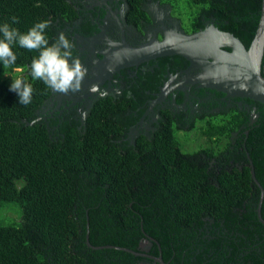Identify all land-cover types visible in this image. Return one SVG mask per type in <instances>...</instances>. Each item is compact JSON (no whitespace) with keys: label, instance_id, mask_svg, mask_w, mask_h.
I'll return each instance as SVG.
<instances>
[{"label":"trees","instance_id":"1","mask_svg":"<svg viewBox=\"0 0 264 264\" xmlns=\"http://www.w3.org/2000/svg\"><path fill=\"white\" fill-rule=\"evenodd\" d=\"M127 1L130 19H137L143 0ZM165 1L189 30L215 21L246 47L261 17L262 0ZM83 8L81 0H0V22L16 16L13 26L26 32L48 19L51 42ZM91 27L86 23L84 31ZM13 51L24 69L19 75H28L37 52ZM3 71L0 264H139L148 257L113 247L143 252V240L151 244L149 255L166 264H264L261 191L251 175L252 163L264 188L263 104L249 100L258 104L253 122L249 111L234 108L202 122L199 132L176 128L168 113L154 138L131 144L134 121L124 104L99 100L84 126L48 122L38 111L51 90L29 77L32 101L18 104ZM178 134L200 139V148L187 152Z\"/></svg>","mask_w":264,"mask_h":264},{"label":"flooded vegetation","instance_id":"2","mask_svg":"<svg viewBox=\"0 0 264 264\" xmlns=\"http://www.w3.org/2000/svg\"><path fill=\"white\" fill-rule=\"evenodd\" d=\"M81 2L85 8L79 12L80 16L71 26L58 30V34L63 32L74 42V52L87 69V75L79 92L63 94L51 91L38 111L39 119L48 122L58 119L59 123L74 120L84 126L96 103L108 98L126 107L125 115L134 121L127 139L135 144L139 136L154 138L168 113L175 127L181 130L198 129L202 122L234 108L249 111L252 122L259 116L258 104L227 97L194 83L193 80L203 73L202 69H190V62L177 56H165L120 69L102 83L96 73L98 62L105 53L114 49V44L140 47L153 40L162 41L166 29L191 34L210 25L215 26V21L204 20L203 28L191 31L189 22L176 15L173 4L165 0H143L140 12L136 13V21L130 19L127 0ZM88 22L92 24L91 31L85 32ZM93 85L96 91H90ZM145 241L148 242L147 247L143 246ZM150 247L148 240L142 241L143 253L149 255ZM139 264L157 263L145 258Z\"/></svg>","mask_w":264,"mask_h":264},{"label":"water","instance_id":"3","mask_svg":"<svg viewBox=\"0 0 264 264\" xmlns=\"http://www.w3.org/2000/svg\"><path fill=\"white\" fill-rule=\"evenodd\" d=\"M164 35L162 41L153 40L140 47L126 43L114 44V49L105 53L104 58L98 62L96 73L102 83L120 69L165 56H180L190 62V69H202L203 73L193 80L202 88L264 105V0L257 30L248 47L238 37L213 25L191 34L166 29ZM251 175L261 191L257 213L264 225V188L256 179L252 163ZM87 244L91 246L89 241ZM113 248L166 264L161 256L155 257L128 248Z\"/></svg>","mask_w":264,"mask_h":264},{"label":"clouds","instance_id":"4","mask_svg":"<svg viewBox=\"0 0 264 264\" xmlns=\"http://www.w3.org/2000/svg\"><path fill=\"white\" fill-rule=\"evenodd\" d=\"M9 19L11 23L0 22V67L4 69L2 74L5 77H11L8 91L15 94L17 103L28 105L32 101L33 86L29 77L33 81H41L53 92H79L87 69L74 52V42L63 32L50 42L46 34L51 23L48 19L34 22L26 32L13 26L19 22L18 17ZM14 46L37 52L31 59L26 76L19 75L24 69L16 66ZM90 91H96V86H91Z\"/></svg>","mask_w":264,"mask_h":264},{"label":"rangeland","instance_id":"5","mask_svg":"<svg viewBox=\"0 0 264 264\" xmlns=\"http://www.w3.org/2000/svg\"><path fill=\"white\" fill-rule=\"evenodd\" d=\"M178 136H179L180 140L182 141V143H183V145L185 147L184 150H186L187 152H194V151H197L200 148V144H201L200 139L193 138L192 140H189V138H187L186 135L178 134ZM17 210H18V212H20L18 208H17ZM143 246L147 247L148 246V242L145 241L143 243Z\"/></svg>","mask_w":264,"mask_h":264}]
</instances>
